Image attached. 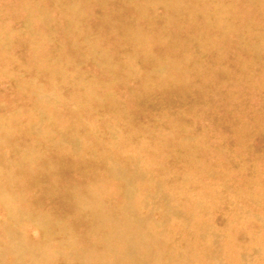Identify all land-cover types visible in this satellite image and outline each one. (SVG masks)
<instances>
[{
  "label": "rangeland",
  "instance_id": "obj_1",
  "mask_svg": "<svg viewBox=\"0 0 264 264\" xmlns=\"http://www.w3.org/2000/svg\"><path fill=\"white\" fill-rule=\"evenodd\" d=\"M0 264H264V0H0Z\"/></svg>",
  "mask_w": 264,
  "mask_h": 264
}]
</instances>
